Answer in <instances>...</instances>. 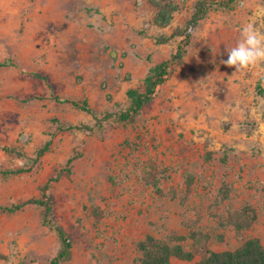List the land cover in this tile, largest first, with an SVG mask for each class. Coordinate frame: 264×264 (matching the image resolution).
<instances>
[{"label":"rangeland","instance_id":"1","mask_svg":"<svg viewBox=\"0 0 264 264\" xmlns=\"http://www.w3.org/2000/svg\"><path fill=\"white\" fill-rule=\"evenodd\" d=\"M197 1L177 0L172 24L158 28L148 0H0V207L40 198L59 177L49 191L53 216L74 243L64 264H132L147 235L187 237L195 259L172 264L250 238L264 244V62L243 74L221 63L242 25L264 34V0L210 12L135 122L95 127L94 117L126 111L127 92L176 51L178 40L156 39L183 27ZM246 205L258 219L239 239L219 220ZM59 248L41 207L0 211V264L49 262Z\"/></svg>","mask_w":264,"mask_h":264},{"label":"trees","instance_id":"2","mask_svg":"<svg viewBox=\"0 0 264 264\" xmlns=\"http://www.w3.org/2000/svg\"><path fill=\"white\" fill-rule=\"evenodd\" d=\"M155 10L153 24L158 28L169 27L174 16L179 11L177 0H148ZM239 0H198L194 4L191 17L186 21L183 27L177 28L168 37L156 39L157 44L164 45L174 40H178L176 51L169 59L150 68L143 83L137 89H131L127 92V96L131 103L126 111L119 114H108L102 119L94 117L96 120L95 127L103 128V124L114 118L117 122L127 126L135 122L140 115L142 109L150 104L157 95V89L162 86L170 77L177 66H180L191 46L194 34L200 24L206 19L210 12L216 10H234ZM260 94H264L260 92ZM73 105L78 104L73 102ZM82 111L92 114L87 103L80 106ZM76 129V128H71ZM80 129V128H77ZM93 131L91 128H86ZM51 146V141L40 149L35 158L38 166L39 160L43 157ZM74 159L69 160L65 172H70V165ZM36 166V167H37ZM35 166L20 168L16 171H5L2 174L7 176H16L32 173ZM59 177L50 179L41 187V197L38 199H29L23 203L11 206L0 207V211L8 213H16L28 206H39L42 209V224L53 230L59 241L60 248L57 254L49 262H37V264H64L71 260L74 249V243L71 235L60 226L53 216V204L49 196L50 186L52 183L58 182ZM193 185V176H189L187 180L186 197L191 193ZM154 189L158 194H162L158 187V183L154 182ZM230 190L227 185H223L220 190V199L225 201L229 198ZM258 219L256 209L251 205H246L239 210L229 214L224 219H220L219 223L224 227H233L239 239L243 237V232L250 229ZM190 237H195L193 234ZM187 237L172 233L168 239H159L152 235H147L138 243L140 256L136 257L132 264H172L173 259L180 261L192 262L195 255L191 251H187L183 245ZM22 264H35L34 261L24 262ZM195 264H264V244L258 238H250L242 240L241 245L234 250H226L223 252H215L206 250L205 256Z\"/></svg>","mask_w":264,"mask_h":264},{"label":"clouds","instance_id":"3","mask_svg":"<svg viewBox=\"0 0 264 264\" xmlns=\"http://www.w3.org/2000/svg\"><path fill=\"white\" fill-rule=\"evenodd\" d=\"M227 59L222 64L234 68V72L243 74L251 67L264 62V34L251 24H244L239 29L235 45L226 48Z\"/></svg>","mask_w":264,"mask_h":264}]
</instances>
